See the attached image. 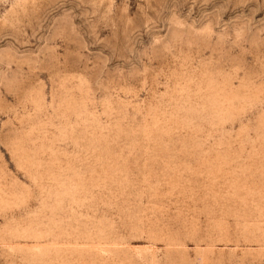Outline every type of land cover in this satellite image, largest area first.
<instances>
[{"label": "rangeland", "instance_id": "374dc122", "mask_svg": "<svg viewBox=\"0 0 264 264\" xmlns=\"http://www.w3.org/2000/svg\"><path fill=\"white\" fill-rule=\"evenodd\" d=\"M0 264H264V0H0Z\"/></svg>", "mask_w": 264, "mask_h": 264}]
</instances>
